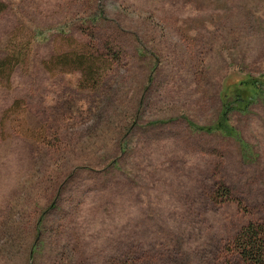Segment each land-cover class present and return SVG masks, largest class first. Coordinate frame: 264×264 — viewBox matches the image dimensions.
Returning <instances> with one entry per match:
<instances>
[{
    "label": "rangeland",
    "instance_id": "rangeland-1",
    "mask_svg": "<svg viewBox=\"0 0 264 264\" xmlns=\"http://www.w3.org/2000/svg\"><path fill=\"white\" fill-rule=\"evenodd\" d=\"M0 3V59L18 53L0 72V264H245L233 239L264 228V0ZM73 46L92 76L50 68Z\"/></svg>",
    "mask_w": 264,
    "mask_h": 264
},
{
    "label": "trees",
    "instance_id": "trees-1",
    "mask_svg": "<svg viewBox=\"0 0 264 264\" xmlns=\"http://www.w3.org/2000/svg\"><path fill=\"white\" fill-rule=\"evenodd\" d=\"M2 8V4L0 3V10ZM73 46L68 53H60L59 57L58 54L52 56L50 62L52 63L50 68H63L67 69L71 67H79L81 68L84 73L92 76V69L93 64L91 62L92 58V51L88 48H81ZM10 58L7 57L6 59H0V72L7 71L5 77L7 78L9 73L11 72L12 68L16 64L18 60V53L11 54ZM99 56L102 57L100 54ZM243 85V84H242ZM235 97L234 104H238L237 108L244 109L245 107H239V105L245 106L246 101L241 96L243 93V89L239 87H235ZM245 93V92H244ZM233 95V93H230ZM246 94V93H245ZM234 97V96H233ZM234 97V99H235ZM233 101H228L223 104L220 116L215 125L216 129L223 130L225 129V125L223 122H226L227 114L232 110ZM197 130H205L209 131L211 128H201L197 127ZM213 127L212 129H214ZM214 196L216 198H223L229 196V190L227 187L223 185V183L219 182L215 185ZM233 243L235 249L238 251V254L241 260L245 264H264L263 260V253H264V228L262 225L258 223L248 222L245 226L241 227L240 233L235 236L233 239Z\"/></svg>",
    "mask_w": 264,
    "mask_h": 264
}]
</instances>
